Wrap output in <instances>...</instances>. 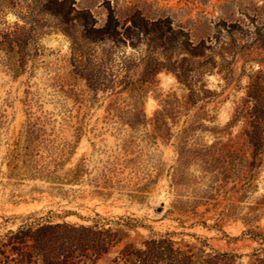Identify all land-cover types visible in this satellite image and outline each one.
Wrapping results in <instances>:
<instances>
[{
    "label": "rangeland",
    "instance_id": "374dc122",
    "mask_svg": "<svg viewBox=\"0 0 264 264\" xmlns=\"http://www.w3.org/2000/svg\"><path fill=\"white\" fill-rule=\"evenodd\" d=\"M109 17L118 24L113 42L101 40L100 30ZM141 18L148 22L147 33L136 28ZM15 25L22 27L18 33L27 38L30 55L34 49L43 53L38 59L29 57L23 72L17 75L8 71L9 41ZM78 66L88 72L93 69L96 75L92 80L98 84L122 81L138 86L139 80H145L142 109L150 122L163 109L160 100L170 95L184 102L179 108H165L173 114L178 111L179 126L184 114L187 120L204 114L223 127L245 104L251 79L259 73L264 83V0H0L2 149L16 137L27 112L52 113L58 120L66 113L82 121L83 134L74 160L89 154L92 142L115 148L112 130L99 136L106 131V109L114 102L129 101L136 93L132 94L130 87L122 91L119 85L112 91L95 92L84 78L72 73ZM154 67L161 70L153 74ZM172 68L178 70L182 82ZM188 86L196 91L210 90V98L191 106L186 103ZM244 127L245 123H237L233 136ZM172 142L159 143L156 152L166 169L176 157ZM241 145L238 142L235 147ZM168 185L163 175L144 205L103 201L85 194L61 198L46 192L13 204L0 193V223L3 215L31 211L51 210L59 215L70 211L65 221L82 224L91 223L87 219L96 214L112 218L127 215L145 225L130 231L128 242L139 245L148 234L146 226H151L158 232H183V236H175L177 240H193L191 234H195L219 251L242 255L233 264H257L247 256L257 244L242 234L246 228L241 222L218 218V210L204 212V208L198 210L199 214L204 212L202 218L168 214L173 201ZM258 185L262 192L264 166ZM26 191L29 188H24ZM178 217L184 227L179 226ZM196 220L205 221L207 227L192 225ZM3 227L0 225V232ZM255 230L264 233V220ZM115 253L106 255L100 264H108Z\"/></svg>",
    "mask_w": 264,
    "mask_h": 264
},
{
    "label": "trees",
    "instance_id": "16d2710c",
    "mask_svg": "<svg viewBox=\"0 0 264 264\" xmlns=\"http://www.w3.org/2000/svg\"><path fill=\"white\" fill-rule=\"evenodd\" d=\"M117 26L109 17L100 30L101 40L115 41ZM147 26L142 18L136 24L144 33L149 31ZM15 28L9 41L8 71L13 75L23 72L29 57L43 56L37 49L30 55L27 38L18 33L22 27ZM85 35L88 38L89 33ZM92 70L78 66L72 73L84 78L87 87L95 92L112 91L119 85L122 91L130 87L131 93H136L129 101L114 102L106 109V131L99 136L112 130L115 148H102L92 142L90 153L74 160L83 134L82 121L66 113L58 120L52 113L27 112L12 142L3 149L0 142L1 196L7 195V202L17 204L33 200L34 193L46 192L61 198L85 194L103 201L144 205L164 175L173 196L168 214L194 219L218 210V218L244 225L242 234L257 244L247 256L264 264V233L255 230L264 220V190L260 192L258 185L264 166V83L260 74L251 79L242 109H236L230 120L219 127L213 124V117L204 114L189 120L184 114L185 120L179 126L178 111L173 114L165 112V108H179L184 102L170 95L160 100L163 109L150 122L142 109L145 80H139L138 86L122 81L98 84L92 80L96 75ZM160 70L154 67L153 74ZM172 71L182 82L178 70ZM188 88L186 103L191 106L210 98V90ZM60 92L66 93L62 89ZM207 121L210 124L206 125ZM239 122L246 127L233 136V127ZM171 139L176 157L166 169L156 152L159 143L167 144ZM238 142L242 145L236 148ZM24 188L29 191L23 192ZM199 208L204 212L199 214ZM70 214L50 210L1 216L0 225L4 227L0 232V264H100L114 250L108 264H233L242 258L213 248L195 234H191L193 240H177L175 236H183V232H158L151 226H146L147 236L136 245L126 241L129 232L145 225L132 216L96 214L87 219L91 223L82 224L65 221ZM180 217L175 219L184 227ZM192 225L207 227L203 220Z\"/></svg>",
    "mask_w": 264,
    "mask_h": 264
}]
</instances>
